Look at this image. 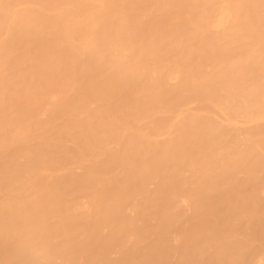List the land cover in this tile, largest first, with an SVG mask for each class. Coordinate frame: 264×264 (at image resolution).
<instances>
[{"label":"bare ground","instance_id":"bare-ground-1","mask_svg":"<svg viewBox=\"0 0 264 264\" xmlns=\"http://www.w3.org/2000/svg\"><path fill=\"white\" fill-rule=\"evenodd\" d=\"M0 264H264V0H0Z\"/></svg>","mask_w":264,"mask_h":264}]
</instances>
